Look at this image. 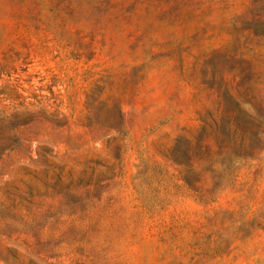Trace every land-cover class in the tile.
Masks as SVG:
<instances>
[{"label": "rangeland", "instance_id": "374dc122", "mask_svg": "<svg viewBox=\"0 0 264 264\" xmlns=\"http://www.w3.org/2000/svg\"><path fill=\"white\" fill-rule=\"evenodd\" d=\"M0 264H264V0H0Z\"/></svg>", "mask_w": 264, "mask_h": 264}]
</instances>
